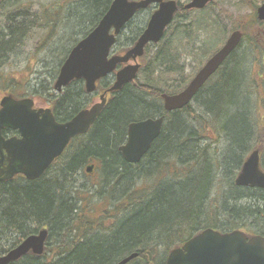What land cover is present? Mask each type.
Masks as SVG:
<instances>
[{
    "label": "trees",
    "instance_id": "1",
    "mask_svg": "<svg viewBox=\"0 0 264 264\" xmlns=\"http://www.w3.org/2000/svg\"><path fill=\"white\" fill-rule=\"evenodd\" d=\"M24 1L28 3L24 12L19 8L23 0H7L6 6L3 5L8 13L6 30L0 32V48L2 52H13L36 30L43 31L37 46L44 51L54 42L57 28L62 27L63 37L71 43L62 44L55 51L57 74L70 48L97 24L112 0ZM35 1L41 3L43 9L38 15L29 12ZM210 8L211 3L203 9L185 10L179 1L178 10L156 51L148 55L150 46L157 44L146 46L137 77L109 95L89 131L74 138L39 180L22 182L18 178L0 183V252L7 250L9 242L14 246L27 235L47 227L48 243L56 232L53 247L56 252L47 254L52 249L47 245L41 258L25 257L19 264H116L134 252L137 256L130 264H164L168 249L205 228L222 232L264 222V206L260 204L264 203V190L233 183V176L251 149L258 147L264 151V116L259 112L253 115L251 111L253 104L254 109H261L260 98H263L258 96L256 79L242 68L245 55L237 56L234 52L226 58L183 108L165 111L162 105V93L181 91L192 77L178 64L179 53L191 48L200 34H204L205 41L212 39L210 48H198L203 55L199 57V68L204 58L221 46L226 37L223 20L229 14L221 10V17ZM192 11L199 14L189 18ZM30 15L34 18L28 19ZM185 16L188 18L183 21ZM81 24L83 28L77 30ZM250 24L251 36H248L247 26L241 30L256 49L261 22L253 13ZM70 28L72 33L67 36ZM141 31L142 28L126 41H120V33L112 52L126 50ZM1 54L0 68L6 64ZM11 76L7 87L17 94L21 85L16 74ZM113 78L110 74L100 80L98 89L110 86ZM255 95L259 97L256 104ZM95 96L96 93L84 91L82 80L73 81L57 95L56 118L67 120L78 109L91 104ZM158 116H164L162 129L148 152L136 164L125 162L118 147L126 139L128 123ZM212 132L217 136L223 133L230 146L225 163L231 176L227 187L217 197L218 203H213L216 200L211 195L219 161L209 148L200 146L204 139L218 142L212 138ZM253 140L255 143L251 144ZM84 164H93L98 174L96 186L100 187V200L105 204L97 214H92L89 208L92 193L75 194L74 173ZM262 166L264 168L263 157ZM66 179H69L68 184L62 187L61 181ZM137 180H142V184L137 185ZM149 181L151 183H147ZM61 190L58 196L56 193ZM243 200L248 203L239 207L229 204ZM110 204L113 206L109 208ZM100 217L114 219L105 232L106 238H102V233L91 235L90 228L99 226ZM253 232L262 234L260 228ZM161 247L165 248L164 253Z\"/></svg>",
    "mask_w": 264,
    "mask_h": 264
},
{
    "label": "water",
    "instance_id": "2",
    "mask_svg": "<svg viewBox=\"0 0 264 264\" xmlns=\"http://www.w3.org/2000/svg\"><path fill=\"white\" fill-rule=\"evenodd\" d=\"M213 0H189L184 9H203ZM154 5L146 26L128 49L111 53L116 37L139 10ZM178 10L177 0H112L97 24L69 50L55 77L57 92L74 80H82L86 93L97 92L96 100L80 109L65 122L55 121L50 109H35L31 98L15 99L3 95L0 100V181L22 174L27 180L41 177L53 161L60 157L75 136L86 134L104 109L109 95L135 79L141 68V57L147 44L158 43ZM258 19H264V2L257 8ZM241 31H233L177 93H162L165 111L181 109L189 104L207 80L234 51ZM140 60V62L138 61ZM113 74L110 86L98 89L99 81ZM164 116L148 117L128 123L126 139L118 147L123 160L136 164L142 160L159 136ZM4 127L18 131L19 138L4 139ZM262 150L254 147L244 158L234 177L236 186L264 190ZM93 164L85 166L92 173ZM48 238L47 227L25 237L17 246L0 256V264H8L27 253L40 256ZM137 256L134 252L116 264H126ZM165 264H264V237L257 234L247 239L246 231L233 229L220 232L206 228L181 246L172 248Z\"/></svg>",
    "mask_w": 264,
    "mask_h": 264
},
{
    "label": "rangeland",
    "instance_id": "3",
    "mask_svg": "<svg viewBox=\"0 0 264 264\" xmlns=\"http://www.w3.org/2000/svg\"><path fill=\"white\" fill-rule=\"evenodd\" d=\"M178 1H180L181 3H186L189 0H178ZM261 1L262 0H213V3L211 4V8H212L211 11L217 12L221 17H223L222 16L223 11L221 10H226V12L229 14V17L227 18L225 17L224 18L225 20H223L225 23V28H226L225 34L227 37V35L229 34V31L231 30L233 26H238L239 24L243 22V20H247V22L251 21L252 7L259 5ZM24 2L25 1L23 0L22 4H24ZM46 3L47 2L44 1V4ZM4 4L6 6L7 0H0V32H5L6 24H7L6 14L8 12L4 10L5 9L3 6ZM22 4L19 7L21 10L20 9L19 10L24 12L26 8V4L28 3H25L24 5ZM31 5H33V8H30L31 10L29 11L31 14L36 12L38 15L40 10L43 11L41 7V3H38L35 1L34 3L32 2ZM152 9H153V6H151L149 9L138 12L134 16V18L125 25V27L121 31V34L119 36L120 41L121 40L126 41L131 36H135V33L139 29L143 28L144 25L146 24ZM210 9L208 10L210 11ZM198 14H199L198 12L192 11L188 14V17L194 18ZM185 17L182 18L183 21L187 20L188 18V17L186 18ZM13 18L14 20H16V16H13ZM27 18L29 19V18H34V17L31 16ZM37 23H40V22L38 21ZM82 28H83L82 24L77 26V30H81ZM57 30L58 31L53 36L54 42L44 51H42L40 46H37V44L39 43L38 41H39L40 36L43 35V31H36V30H34L33 32L31 31L32 33H34L33 36L30 37L29 40H26L24 45L21 48H17L13 52H6V51L2 52L3 50H1L0 48V54L3 53V55L1 54V56H5L4 61L6 62V64H4V66L0 68V89H3L6 87L9 80L13 77L11 76V74H16V77L18 78V83L21 85L18 87L19 92L21 91L34 92L35 89H39L41 91L40 93L41 96H46V93L43 92L42 89L45 88L47 85L50 87L49 84L52 82L53 77L55 78L56 76L55 68H56V62H57V58H56L57 52L55 55V51L58 48V46H61L62 44L68 46L71 43L67 41L68 38L63 37L62 27L57 28ZM247 30H248V35H251L253 29L251 27L250 28L247 27ZM71 33H72V29L70 28L66 35L70 36ZM203 35L204 34L202 35L200 34L195 38L193 42V46H191V48L187 47L184 53H181V54L179 53V63L178 64H181L184 67L185 74H190L193 76L196 73L197 68L199 66L198 64L199 57L203 58V55H201V51H199L198 48L205 47L207 49V48H210V46L212 45V39L211 40L208 39L205 41V36ZM76 36L80 37V35H75L74 37ZM169 36H170V33H169ZM56 38H57V41H56ZM116 46L118 49L119 48L118 45ZM156 46H158V44L150 46L151 50L148 53V55H151L153 52L156 51ZM243 55H245L246 61L242 65V68L247 69V74H251L254 77V79H257L256 87L261 89L263 84L260 82V79L258 78V73L256 71L257 65L251 64V61H250L251 59L250 57H254V56L256 57L257 52L254 50V48L252 49V46L247 41H243L242 47L237 51V56H243ZM208 57L204 59L206 60ZM263 88H264V85H263ZM262 90L263 89H261L260 91L258 90V96L263 97L264 99V94ZM50 92H54V91L51 89ZM256 95H255V104L257 102V99L259 98ZM263 99L260 98V101H261L260 102L261 105H259L261 108L260 110L258 108L254 109V106H255L254 104L251 106V111L253 112V115H257L259 112V114H262L264 116V111L262 109L263 108L262 106L264 105ZM196 104L197 102H195V105ZM214 133L215 132H212V136H213L212 138H214L215 140L217 139L218 142L204 139L200 142V146L207 147V149L209 148L208 151L212 153L211 155L216 156V158H218V161H219L216 166V169H218V171L216 172V175L214 176V179H213V195H211V198H214L216 200L213 203H218L217 197L221 192H223L222 190H224L227 187L228 178L231 176L230 174L231 172L230 171L229 173L227 172V165L225 163V158L227 156V153L228 154L230 153L229 151L230 146H228L229 143L227 141V138L223 136L224 135L223 133H220L221 135H218V136L215 135ZM254 143H255L254 140L251 141V144H254ZM263 158H264V151H263ZM84 166L85 164L80 166L79 170H77L74 173L75 174L74 181H75V187H76V189L74 190H77L75 194L77 196L78 195L81 196L83 193H85V191L92 193L94 197L91 199L89 203V208H91L90 212L92 214H97L99 213L101 207H103L105 204V201L100 200L101 199L99 196V194H101L100 187L96 186L98 182V174L96 173V170L91 174L86 173ZM232 169L233 168L231 167V170ZM237 172L235 173V175L237 174ZM141 174H143V172ZM234 177L235 176H233V179ZM158 178L161 179V176L160 177L158 176ZM158 178H156V180ZM68 180L69 179L65 180L67 182L61 181V185L63 184L62 187L68 184ZM142 182H143L142 180H137V185H141ZM147 183H151V181ZM61 192L62 190L57 191L56 194L58 195ZM64 198L65 200H67V195ZM246 203H248V201L246 200H243L237 203L229 202L230 205H233V206L235 205L238 207L239 205L246 204ZM260 204L264 206V203L260 202ZM76 205H79V203H77ZM112 206L113 204H110L109 208ZM111 218L112 217H110V219L108 220L105 217H100L99 218L101 220L100 223L106 226H111L112 221H114V219L113 218L111 219ZM226 219L227 218H225L224 220L226 221ZM233 219L237 221L241 220L238 218L237 219L233 218ZM262 222L263 221L261 220L260 223ZM260 223H253V224L250 223L251 225L246 226L245 229L249 230L250 232H253L256 228H260L262 230V225ZM55 236H56V232L52 234V236L49 238V243L47 244L52 249H54L53 247L56 242ZM102 238H106V234H103ZM160 249H161V252L164 253L165 248L161 247Z\"/></svg>",
    "mask_w": 264,
    "mask_h": 264
},
{
    "label": "flooded vegetation",
    "instance_id": "4",
    "mask_svg": "<svg viewBox=\"0 0 264 264\" xmlns=\"http://www.w3.org/2000/svg\"><path fill=\"white\" fill-rule=\"evenodd\" d=\"M177 2H178V6H179V1L177 0ZM188 2V1H187ZM264 2V0H262L261 2H260V4L259 5H257V6H253L252 7V13L253 14H255V16H256V18H257V20H259L260 22H261V25L258 27V29H257V32H258V36H257V42H258V47L255 49L253 46H252V49L254 48V50L257 52V56L255 57H250L251 59H250V61H251V64H253V65H257V68H256V71H257V73H258V78L260 79V82L264 85V19H262V20H260V19H258V17H257V8L262 4ZM213 3V1H211V4ZM185 3H182V7H183V5H184ZM154 7V6H153ZM147 9H149V8H147ZM144 10H146V9H144ZM185 10H188V9H185ZM189 10H195V9H189ZM140 11H143V10H139L138 12H140ZM137 12V13H138ZM136 13V14H137ZM135 14V15H136ZM134 15V16H135ZM147 23V22H146ZM250 21L249 22H247V20H243V22L241 23V24H239L238 26H233L232 28H231V30L229 31V34L227 35V37L233 32V31H235V30H240L241 31V39H240V42H239V44L237 45V47H236V49L234 50V51H232V53H234V52H236L237 53V51L242 47V42L243 41H247L250 45H251V43H250V41L248 40V38L249 37H247V38H244V34H243V31L241 30V28L242 27H250ZM146 26V24L144 25V27ZM144 27L142 28V30L144 29ZM248 36H251V35H248ZM226 37V38H227ZM226 40V39H225ZM224 43V42H223ZM222 43V44H223ZM221 46H219L217 49H215L214 50V52H216L219 48H220ZM213 52V53H214ZM212 53V54H213ZM231 53V54H232ZM230 54V55H231ZM229 55V56H230ZM228 56V57H229ZM227 57V58H228ZM241 57H243V56H241ZM243 59V58H242ZM141 60H143V57H141ZM139 62H140V60H138ZM222 66V65H221ZM57 75V74H56ZM56 77V76H55ZM13 78V77H12ZM54 80H55V78H53V80H52V84H49L51 87V89L54 91V92H50L51 91V89H49V86L47 85L45 88H43L42 86V90H43V92H45L46 93V96H41V91L39 90V89H35L34 90V92H27V91H21V92H19L18 91V89L16 90L17 91V94L16 93H13L12 92V90H10V89H8V87H7V85H6V87L5 88H3V89H0V100H1V98H2V96L3 95H6V94H9V95H11L13 98H15V99H21V98H31L32 100H33V105H34V108L35 109H50V111H51V114L53 115V117H54V119H55V121H57V122H65V121H68L69 119H71L80 109H83V108H85V107H83V108H80V109H78L76 112H74L73 114H71V116L67 119V120H58L57 118H56V116H55V111H56V108L54 107V105H55V102H56V100H57V95H60L62 92H63V89L61 90V92H57V91H55L54 90V88H53V83H54ZM257 80V79H256ZM9 83V82H8ZM7 83V84H8ZM71 83H73V81L72 82H70L69 83V85L71 84ZM263 85H262V88L261 89H263L262 90V92H263V94H264V88H263ZM261 89H259L258 88V90L260 91ZM263 98V97H262ZM72 102V101H71ZM72 104V103H71ZM70 104V105H71ZM69 105V106H70ZM263 108V111H264V105L262 106ZM1 135L3 136V138L4 139H8V138H11V137H16V138H19V133H18V131H16V130H13V129H11V128H8V127H4V128H2V130H1ZM80 135H78V136H75V137H73L72 139H71V141L74 139V138H77V137H79ZM71 141L69 142V144L71 143ZM69 144H68V146H69ZM67 146V147H68ZM67 149V148H66ZM66 149H65V151H66ZM64 151V152H65ZM63 152V153H64ZM62 153V154H63ZM57 159V158H56ZM55 159V160H56ZM54 160V161H55ZM53 161V162H54ZM51 166V165H50ZM49 166V167H50ZM48 170V169H47ZM46 170V171H47ZM45 171V172H46ZM44 172V173H45ZM43 176V175H42ZM41 176V177H42ZM41 177H39V178H37V179H35V180H27L22 174H16V175H14L13 176V178L12 179H10V180H6V181H0V183H6V182H11V181H15L16 179H20L21 181L23 180L24 182H33V181H36V180H39ZM22 181V182H23ZM23 183H20L19 185H22ZM100 219H97V223H98V227H92V228H90L91 229V231H93L92 233H91V235H94V234H97V233H102L101 235H103V234H107V233H105L106 232V230H109L110 228H111V226H106V225H104V224H102V223H100L101 222V220L99 221ZM109 220V219H108ZM93 221H94V219H93ZM261 225H262V234H259V233H254V232H250V231H248V230H246V232H247V239L251 236V235H257V234H259V235H261V236H263L264 237V222H262L261 223ZM106 228V229H105ZM41 229V228H40ZM38 232V230L35 232V233H37ZM200 232V231H199ZM199 232H197V233H195V234H198ZM222 232H226V231H222ZM31 234H34V233H31ZM195 234H193V235H191V236H189L188 238H186L183 242H181V243H177V244H175V245H173L170 249H168V251H167V253H166V256H165V260H166V257H167V255H168V253H169V251L172 249V248H175V247H177V246H181L187 239H189L190 237H192V236H194ZM30 235V234H29ZM28 236V235H27ZM26 236V237H27ZM48 237H49V233H48ZM25 238V237H24ZM23 238V239H24ZM22 239V240H23ZM22 240H20L16 245H10L11 244V242H9L8 244H7V250L6 251H2V252H0V256L1 255H3V254H5V253H7L10 249H12V248H14L15 246H17ZM47 240H48V238H47ZM46 240V242H45V247H44V250H43V252H42V254L40 255V256H35L34 254H32V253H27V254H25V255H23L21 258H19V259H17V260H15V261H12V262H10V263H8V264H19L20 263V260H22L23 258H25V257H35V258H41V256L44 254V252L46 251V247H47V244H48V241ZM7 243V241L5 242V244ZM53 252H56L55 251V249H51V252H48L47 254H51V253H53ZM165 260H164V264H165ZM130 262L131 261H129L128 263H126V264H130Z\"/></svg>",
    "mask_w": 264,
    "mask_h": 264
}]
</instances>
